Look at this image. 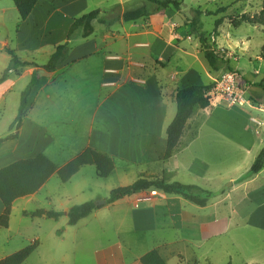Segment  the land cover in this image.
I'll use <instances>...</instances> for the list:
<instances>
[{"label":"crops","instance_id":"1","mask_svg":"<svg viewBox=\"0 0 264 264\" xmlns=\"http://www.w3.org/2000/svg\"><path fill=\"white\" fill-rule=\"evenodd\" d=\"M126 5L120 0H39L18 28L20 17L14 1L0 0V77L11 61L7 49L15 51L21 61L37 65L11 71L0 84V115L7 109L8 94L18 91L15 106L18 113L24 87L35 74L41 80L34 106L16 139L33 154L27 158L45 154L63 166L91 147L116 160L111 177L135 173L137 179L140 176L162 178L169 169L163 164V158L167 128L177 113L176 91L192 85H209L219 73L213 77L201 50L192 47L191 41L181 33L173 32L170 25H180V19L173 13L152 17L148 23L146 19L136 22L120 19L106 26L95 20L94 32L88 38L83 37L81 27L70 34L72 19L98 9L100 17H110L117 6L121 11L119 8L115 16L122 17L130 10ZM64 44L69 46L68 57L54 71H47L45 67L56 48ZM179 53L183 58H193L201 66L200 71L208 73L209 76L204 75L205 81L196 75L198 79L193 80L189 70L180 69ZM194 116L187 123L170 166ZM238 131H232V139ZM96 173L95 166H85L69 182L62 183L63 195L58 197L63 201L58 208L61 210L52 211L67 213L75 205L102 199L93 188L97 180H102ZM49 182L37 194L26 198L36 200ZM48 199L53 205L55 198ZM185 200L178 195L145 191L114 204L101 205L89 217H97L105 210L118 212L115 229L118 240L97 251L95 263L140 264V259L155 249L168 259L164 254L166 233L181 229V223L185 225ZM3 210L0 201V215Z\"/></svg>","mask_w":264,"mask_h":264},{"label":"rangeland","instance_id":"2","mask_svg":"<svg viewBox=\"0 0 264 264\" xmlns=\"http://www.w3.org/2000/svg\"><path fill=\"white\" fill-rule=\"evenodd\" d=\"M120 1L127 3L130 10L143 5L151 12L157 9V5L146 0ZM263 3L264 0H184L179 12L169 8L150 17H161L165 13L176 15L180 25L171 24L173 32L181 33L191 41L192 47H198L202 53L201 44L192 37L190 29L194 10H202L204 31L210 44L223 54L224 70L237 73L248 99L243 106L230 107L211 96L209 112L196 110L174 164L170 166L169 161L163 163L169 168L164 174L170 175L171 182L198 185L217 194L206 208L185 200V225L181 223V229L166 233L168 239L164 254L168 257L165 259L167 264H264V169L242 181L264 147V60L261 58L264 27L245 23L235 28L228 19V16L244 13L257 15ZM119 8H114L108 16L117 15ZM220 8H227V11L218 16L210 14ZM150 18L145 22L148 23ZM218 18H224V23L214 39L211 35ZM181 56L180 69L183 72L189 70L193 80L198 79L196 76H202L203 80L204 75L209 76L207 72L200 71L201 66L193 58H183L181 53L177 55ZM195 60L200 62L197 57ZM207 69L213 77L222 71ZM196 70L201 73H195ZM17 92L8 94L7 109L0 115V139L15 133L10 131V126L17 116ZM234 129L249 135L250 148L246 149L232 139ZM31 155L17 140L6 142L0 148V169ZM195 159L198 161L194 162ZM136 180L135 173L97 180L93 188L102 199L93 201L100 203L103 198L108 199L111 191L119 188L120 184L128 186ZM62 195V182L55 175L36 200L23 198L14 203L10 228L0 229V260L38 239L40 247L24 264H96L95 253L117 242L115 229L119 213L116 211L105 210L76 227L68 225L66 215L59 220L24 216V212L40 209L61 210L58 208L63 201L58 197ZM50 196L55 198L53 205L48 199ZM150 236L153 242L152 234ZM157 237L155 234V239ZM172 242L176 244L171 245Z\"/></svg>","mask_w":264,"mask_h":264},{"label":"trees","instance_id":"3","mask_svg":"<svg viewBox=\"0 0 264 264\" xmlns=\"http://www.w3.org/2000/svg\"><path fill=\"white\" fill-rule=\"evenodd\" d=\"M19 12L20 23L26 21L32 13L39 0H13ZM157 5L155 12H151L145 5L137 9L126 11L122 17H100L101 10H94L84 16L72 19L70 34L78 28H83V37L88 38L94 32L93 22L97 20L106 26H112L120 19L125 22H136L141 19H148L153 14L164 12L166 9L173 8L180 11L184 0H146ZM227 8H220L211 15L218 16L225 13ZM203 12L200 9L194 10L193 18L190 22L191 34L197 38L201 44V49L205 60L212 71L218 72L224 68L225 59L223 54L216 50L215 46L210 44L209 37L204 31L202 22ZM230 24L235 28H240L243 24H251L254 26L264 27V3L261 11L257 15L244 13L242 15L228 16ZM224 18H218L215 21V28L212 37L215 39L219 35V28L223 25ZM11 56L9 66L4 70L0 77V84L5 82L11 71H18L28 66H36L35 63L23 62L17 56L16 52L7 49ZM69 54L68 44L60 45L56 48V52L51 56L49 63L45 67L47 71H54L62 64ZM261 58L264 60V46L261 50ZM41 87V80L33 75L29 85L21 94L20 106L13 123L10 126L11 133L5 138L0 139L1 146L8 142L18 139L19 132L24 125V121L28 112L33 108L35 98ZM215 83L209 85H192L176 91L177 113L173 121L167 128V148L164 154L163 162L170 161L180 143V140L187 127L188 121L195 114L197 109L206 110L211 106L209 93L214 89ZM234 140L246 148L251 147V140L244 135L242 131H238ZM116 160L109 154L93 149L91 147L85 149L72 160L59 166L45 154H39L33 158L19 159L0 169V201L4 206V210L0 215V228L9 229L11 217L13 213L14 203L26 197L37 194L41 188L46 185L49 180L57 175L62 183H67L75 176L81 168L85 166H95L96 176L99 179H108L116 169ZM264 169V147L256 157L252 167L242 181L250 179L258 175ZM170 175L164 174L162 178H150L140 176L134 183L129 186L119 187L111 191L110 196L106 199V205L127 197H131L138 192L160 191L168 195H178L193 203L194 205L204 208L214 199L217 194L215 192L203 189L198 185L184 184L178 181L171 182ZM96 202L89 201L81 205H75L69 209L67 213L58 211L36 210L34 212H24V216L30 218L45 217L48 219L59 220L62 216L68 217V225L76 226L81 220L88 218L96 210L101 209ZM175 218L178 217L174 215ZM59 233V231L57 232ZM39 241L35 240L32 244L22 250L0 260V264H24L30 256L39 248ZM140 264H167L165 258L158 250H152L146 253L141 259Z\"/></svg>","mask_w":264,"mask_h":264},{"label":"built area","instance_id":"4","mask_svg":"<svg viewBox=\"0 0 264 264\" xmlns=\"http://www.w3.org/2000/svg\"><path fill=\"white\" fill-rule=\"evenodd\" d=\"M214 83L215 87L209 93L210 97H216L230 107L243 106L248 103L245 88L240 85L237 73L226 71L223 68Z\"/></svg>","mask_w":264,"mask_h":264},{"label":"water","instance_id":"5","mask_svg":"<svg viewBox=\"0 0 264 264\" xmlns=\"http://www.w3.org/2000/svg\"><path fill=\"white\" fill-rule=\"evenodd\" d=\"M98 206H101V205H106V201H102L100 203H97Z\"/></svg>","mask_w":264,"mask_h":264}]
</instances>
